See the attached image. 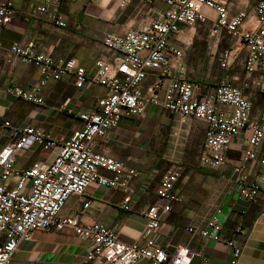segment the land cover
Listing matches in <instances>:
<instances>
[{"label": "built area", "instance_id": "obj_1", "mask_svg": "<svg viewBox=\"0 0 264 264\" xmlns=\"http://www.w3.org/2000/svg\"><path fill=\"white\" fill-rule=\"evenodd\" d=\"M13 1L0 2V48L3 30L16 15ZM133 1L122 0L121 5L127 7ZM137 1L151 8L150 20L123 32H107L102 40L104 50L92 68L76 58L39 52L33 40L8 48L7 64L17 58L37 70L40 79L27 88L8 87L5 93L41 107L45 105L44 89L66 80L79 95L67 98L58 111L75 117L78 125L69 137H54L29 124L0 125V130L11 128V140L0 150V264H12L20 247L31 241L35 232L66 229L91 244L82 264H192L195 256L210 263L200 253L181 246L169 253L157 235L164 218L183 203L174 191L182 177L181 166L173 165L164 172L152 170L132 188L139 172L126 161L97 152L98 142L125 120L165 113L178 123L199 122L205 135L198 162L209 171L229 165L233 143L246 133L232 180L239 199L248 203L262 199V186L250 175V169L255 163L264 166V117L254 114L249 80L255 77V90L264 94V0H253L251 8L238 11L233 9L234 0ZM62 2L41 0L31 15L65 28ZM208 24L212 37L224 35L234 42L216 57L222 73L214 83L190 76L186 50L193 38L179 40L185 36L184 28ZM95 88L103 93L82 110ZM31 146L48 159L54 152L53 159L17 169V155ZM93 184L123 192L124 212L133 211L155 185L156 200L143 213L149 233L143 243H126L115 230L97 222L86 224L80 215H61L71 197L85 198ZM88 207L89 202L84 205ZM223 215L217 206L204 227L186 230L192 236L221 242ZM241 230L238 226L235 233ZM225 242L232 253L230 264H238L243 247L234 239Z\"/></svg>", "mask_w": 264, "mask_h": 264}, {"label": "crops", "instance_id": "obj_2", "mask_svg": "<svg viewBox=\"0 0 264 264\" xmlns=\"http://www.w3.org/2000/svg\"><path fill=\"white\" fill-rule=\"evenodd\" d=\"M5 1L7 0H0ZM121 1L64 0L62 7L67 22L65 28L48 25L40 17L31 15L41 0L13 1L16 15L12 23L4 28L1 37L0 125L5 122L14 127L29 124L43 128L47 134L54 137H69L72 134L78 125L77 119L60 113L58 107L67 98L78 97L79 94L73 86L66 80L49 84L43 91L45 105L41 107L7 95L5 90L8 87L19 85L27 88L40 79L37 70L17 58L11 64H7V50L13 43L25 44L33 40L39 52L50 53L56 58H76L86 68H92L96 58L104 50L102 40L107 32H123L134 25L148 22L153 15L151 8L143 7L137 0L127 7L122 6ZM191 29L193 28H184L185 36L180 39L181 42L193 38ZM217 77L204 81L214 83ZM254 80L255 77L249 80V84L252 83L249 98L253 104L254 114L264 117V94L255 90ZM102 93L101 88H95L93 95L81 107L82 110L91 107L96 97ZM165 115L172 119L168 114ZM154 118L156 115L146 119ZM124 122L107 139L99 141L96 150L126 161L125 163L139 172V177L133 182L132 188H137L141 180L152 170L164 172L173 165L183 168L182 177L174 188L182 197L183 203L175 206L172 213L164 218L162 227L157 232L166 250L172 253L181 246L193 253H200L209 260V264H230L232 253L225 241L234 239L243 247V255L238 264H264V166L255 163L250 169V175L260 182L263 189V197L257 203L239 199L232 180L233 166L241 155L240 151L245 147L246 133L233 143L229 165L217 171H209L202 168L199 162H132V157L127 153L132 141L128 142L129 140L123 136L126 132ZM202 128L204 129L203 125ZM10 129L9 127L0 130V150L11 140ZM50 154L51 157L48 159L47 154L39 148L28 147L17 155L15 167L28 169L38 161L48 159L50 162L54 152ZM164 159L167 160L166 157ZM154 187L141 198L133 211L124 212L121 209L123 192L93 184L85 198L71 197L61 215L66 217L80 215L81 221L86 224L97 222L115 230L126 243H143L149 235L146 230L147 219L143 213L156 200ZM87 202L89 207L84 208ZM217 206L224 212L225 226L221 242L202 239L188 233L186 230L188 227H204ZM238 226H242V230L237 235L235 230ZM90 245V242L79 239L68 229L59 232L37 231L31 241L20 247L12 264H82ZM192 264L205 263L202 258L195 256Z\"/></svg>", "mask_w": 264, "mask_h": 264}, {"label": "rangeland", "instance_id": "obj_3", "mask_svg": "<svg viewBox=\"0 0 264 264\" xmlns=\"http://www.w3.org/2000/svg\"><path fill=\"white\" fill-rule=\"evenodd\" d=\"M252 5L253 0H234L233 9L238 11ZM40 18L51 25L43 16ZM210 29L211 24L191 29L193 41L187 51L188 73L197 81L219 78L222 72L216 57L234 43L224 35L212 37ZM125 121L123 136L128 142L132 141L127 150L132 162H198L205 135L199 122L187 120L184 124L175 123L164 113L157 114L152 120Z\"/></svg>", "mask_w": 264, "mask_h": 264}]
</instances>
